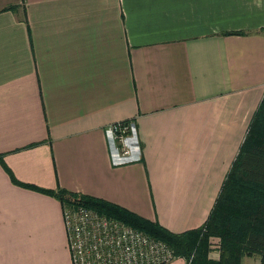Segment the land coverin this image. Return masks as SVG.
<instances>
[{
    "label": "crops",
    "instance_id": "0c3cea01",
    "mask_svg": "<svg viewBox=\"0 0 264 264\" xmlns=\"http://www.w3.org/2000/svg\"><path fill=\"white\" fill-rule=\"evenodd\" d=\"M263 98L264 0H0V264H72L32 187L202 227Z\"/></svg>",
    "mask_w": 264,
    "mask_h": 264
},
{
    "label": "trees",
    "instance_id": "16d2710c",
    "mask_svg": "<svg viewBox=\"0 0 264 264\" xmlns=\"http://www.w3.org/2000/svg\"><path fill=\"white\" fill-rule=\"evenodd\" d=\"M32 188L56 196L63 207L92 208L162 239L174 248L179 258L189 259L193 255L191 264H242L245 256L254 255H259L260 264H264V98L212 212L200 228L174 233L102 198L62 188ZM213 238L220 241L218 259L210 256Z\"/></svg>",
    "mask_w": 264,
    "mask_h": 264
},
{
    "label": "built area",
    "instance_id": "2783aa9c",
    "mask_svg": "<svg viewBox=\"0 0 264 264\" xmlns=\"http://www.w3.org/2000/svg\"><path fill=\"white\" fill-rule=\"evenodd\" d=\"M108 130L122 154H130L132 123L118 121ZM63 215L72 264H170L179 258L166 241L92 208L65 206Z\"/></svg>",
    "mask_w": 264,
    "mask_h": 264
},
{
    "label": "rangeland",
    "instance_id": "374dc122",
    "mask_svg": "<svg viewBox=\"0 0 264 264\" xmlns=\"http://www.w3.org/2000/svg\"><path fill=\"white\" fill-rule=\"evenodd\" d=\"M133 128V127H132ZM212 246H211V253L210 256L214 259H218L219 258V247H220V241L218 238H213L212 240ZM188 261L193 260V255L191 258L187 259ZM242 264H260V259L257 256H253V257H249V256H245L242 259Z\"/></svg>",
    "mask_w": 264,
    "mask_h": 264
}]
</instances>
